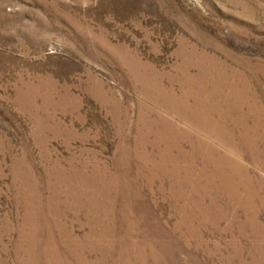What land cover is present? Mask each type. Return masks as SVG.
<instances>
[{"label":"rangeland","instance_id":"rangeland-1","mask_svg":"<svg viewBox=\"0 0 264 264\" xmlns=\"http://www.w3.org/2000/svg\"><path fill=\"white\" fill-rule=\"evenodd\" d=\"M0 264H264V0H0Z\"/></svg>","mask_w":264,"mask_h":264}]
</instances>
